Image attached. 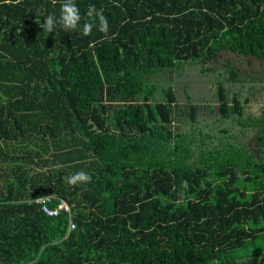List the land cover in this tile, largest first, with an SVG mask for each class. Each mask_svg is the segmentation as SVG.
Segmentation results:
<instances>
[{
	"label": "trees",
	"instance_id": "obj_1",
	"mask_svg": "<svg viewBox=\"0 0 264 264\" xmlns=\"http://www.w3.org/2000/svg\"><path fill=\"white\" fill-rule=\"evenodd\" d=\"M63 2L0 0V264H264V159L226 142L187 163L176 92L151 79L223 50L260 57L264 0H74L77 28L49 33ZM217 101L264 146V121L222 81ZM79 172L91 180L70 184ZM47 195L72 205L75 230L34 201Z\"/></svg>",
	"mask_w": 264,
	"mask_h": 264
},
{
	"label": "rangeland",
	"instance_id": "obj_2",
	"mask_svg": "<svg viewBox=\"0 0 264 264\" xmlns=\"http://www.w3.org/2000/svg\"><path fill=\"white\" fill-rule=\"evenodd\" d=\"M231 65L232 67L235 66L240 73V78L245 80L246 85L242 84L244 87H239V85L232 84V82L227 83L226 89L229 97L237 90L241 93L242 96L239 95L242 99L245 94L250 93V87H253L251 91L255 90V87H264V56L262 58L243 56L228 50L220 51L216 60L207 64L187 62L172 70L170 68L165 69L163 72L154 74L151 77L158 89L170 84L176 92L177 105L172 128L175 132L192 134L196 141L192 144L190 153L184 155L187 163L200 164L201 158L206 157L205 155L209 149L221 147L222 143L226 142L233 146L244 145L254 154L256 159H264V146L259 145L255 137L257 134L256 129H252L253 132L250 136L249 129L241 128L233 119H229L230 122H222L219 118L217 120L218 114L215 111V108H217V87H214V82L217 80V73L223 74L225 67ZM201 67L206 70L201 72ZM214 70L217 72L213 73ZM227 76L226 73L223 74V77ZM255 94L258 95V99H255V102H249L246 108L249 114L252 111L259 114V110L264 106V96L258 94V91ZM155 95L160 97L161 94L157 91ZM190 100L198 106L195 122H192L188 116L187 105ZM203 138L204 140L201 141ZM260 246L261 244L257 243V245H252L248 249H259Z\"/></svg>",
	"mask_w": 264,
	"mask_h": 264
},
{
	"label": "clouds",
	"instance_id": "obj_3",
	"mask_svg": "<svg viewBox=\"0 0 264 264\" xmlns=\"http://www.w3.org/2000/svg\"><path fill=\"white\" fill-rule=\"evenodd\" d=\"M86 15L88 17H93L94 15L99 17V31L107 34L108 32V22L107 19L100 13L95 5H89ZM81 17L79 14V8L74 3V0H64L61 5L60 17L57 21L54 14H49L45 18L44 24L41 26L44 30H47L51 33L54 29L55 24L58 22L63 25L64 30L68 31L71 29H76ZM93 24L86 22L83 26L82 34L87 36L91 33ZM91 180V177L84 172H79L74 174L69 178L68 182L72 185H75L77 182H88Z\"/></svg>",
	"mask_w": 264,
	"mask_h": 264
},
{
	"label": "flooded vegetation",
	"instance_id": "obj_4",
	"mask_svg": "<svg viewBox=\"0 0 264 264\" xmlns=\"http://www.w3.org/2000/svg\"><path fill=\"white\" fill-rule=\"evenodd\" d=\"M237 55H243V56H246V55H244V54H239V53H237ZM247 56H251V57H256V56H253V55H247ZM262 56H264V53L259 57V58H262ZM257 58V57H256ZM232 68V65L231 66H226L225 67V70H224V73H226L228 76L227 77H223V74H220V73H217V80L214 82V87H218V83H219V81H222V83H223V86L225 87V89H226V84L227 83H230V82H232V84H237V85H239V87H244V86H242V84L243 85H246L245 84V80L243 79V78H240V73L236 70V68H235V66H233V68L235 69V72H236V75H237V80L236 81H230V79H231V76H230V69ZM228 69V70H227ZM228 71V72H227ZM217 71L216 70H214L213 71V73H216ZM240 79H241V81H240ZM253 88V87H252ZM251 87H250V89H249V91H250V93H248V94H245L244 96H243V98L241 99L240 98V95H241V93L240 92H237V90H235L234 92H233V94H232V96L231 97H229L228 96V90L226 89V95H227V98H228V103H229V105H231V106H233V104H234V98H235V95H236V97H237V99L239 100V102H240V104H241V112H242V116L243 117H245V118H248V117H251V119H254V120H259L260 121V119H262L263 121H264V106L259 110V114L257 113V112H255V111H252V113H248L247 111H246V108L248 107V104H249V102H251V101H254L255 102V99H258L257 97H258V95L257 94H255L256 93V91H258V94H262V96H264V87H255L256 89L255 90H252L251 91V89H252ZM247 91V90H246ZM240 94V95H239ZM242 96V95H241ZM216 97H217V90H216ZM247 105V106H246ZM217 107H218V101H217ZM215 110H216V108H215ZM233 110V109H232ZM216 112H217V110H216ZM233 113H235L236 114V111H234L233 110ZM218 114V113H217ZM217 118H220V115L218 114V117ZM229 119H233V118H227V119H222V118H220V120H222V122H224V121H226V122H230V120ZM233 121H234V119H233ZM242 128V127H241ZM244 129H249L248 130V133H249V135L251 136V133L253 132V130L252 129H254V128H244ZM261 129H259V128H256V132H257V134H256V139L258 140V142H259V145L261 144V145H263L262 144V142L260 141V139H259V136L258 135H262V133H263V131H261ZM259 132H260V134H259Z\"/></svg>",
	"mask_w": 264,
	"mask_h": 264
},
{
	"label": "built area",
	"instance_id": "obj_5",
	"mask_svg": "<svg viewBox=\"0 0 264 264\" xmlns=\"http://www.w3.org/2000/svg\"><path fill=\"white\" fill-rule=\"evenodd\" d=\"M53 198H58L56 205L50 206L49 202ZM35 202L41 205V209L48 216H56L61 213L65 214L67 217L68 230L74 229L76 222L74 219V212L72 210V205L62 197H56L55 195H47L36 198Z\"/></svg>",
	"mask_w": 264,
	"mask_h": 264
},
{
	"label": "bare ground",
	"instance_id": "obj_6",
	"mask_svg": "<svg viewBox=\"0 0 264 264\" xmlns=\"http://www.w3.org/2000/svg\"><path fill=\"white\" fill-rule=\"evenodd\" d=\"M59 216V215H58ZM75 230V229H74Z\"/></svg>",
	"mask_w": 264,
	"mask_h": 264
}]
</instances>
